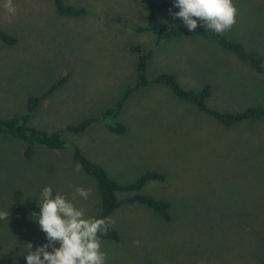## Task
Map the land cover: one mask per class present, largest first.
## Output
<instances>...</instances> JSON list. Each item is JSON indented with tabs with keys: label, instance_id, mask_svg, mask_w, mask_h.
Here are the masks:
<instances>
[{
	"label": "rangeland",
	"instance_id": "obj_1",
	"mask_svg": "<svg viewBox=\"0 0 264 264\" xmlns=\"http://www.w3.org/2000/svg\"><path fill=\"white\" fill-rule=\"evenodd\" d=\"M168 0H153L163 4ZM0 0V29L14 37L0 43V117L26 113L30 96H38L66 76L32 114L30 126L52 132L99 117L136 83L138 53L150 51L146 77L173 74L185 89L211 86L210 109L236 113L264 106L263 72L200 36L158 41L148 30L144 0H65L86 13L63 17L50 0H13L9 17ZM175 0L155 10L161 31L187 27ZM236 23L223 35L264 57V0H233ZM131 26L139 27L134 30ZM197 28H206L198 21ZM122 134L105 123L80 134L61 133L62 150L24 145L0 133V264H26L27 244L48 243L37 223L41 192L50 186L71 199L74 188L90 189L87 200L74 203L95 217L100 199L95 181L75 170L73 146L126 185L146 171L165 175L148 182L139 194L167 200L171 221L148 207L123 204L110 217L120 240H102L106 264H260L264 257V119L224 127L177 99L165 85L135 90L116 119ZM130 194L120 192L119 200ZM33 213L36 214L33 217ZM59 247L57 243L55 245ZM51 251V248L47 249Z\"/></svg>",
	"mask_w": 264,
	"mask_h": 264
},
{
	"label": "trees",
	"instance_id": "obj_2",
	"mask_svg": "<svg viewBox=\"0 0 264 264\" xmlns=\"http://www.w3.org/2000/svg\"><path fill=\"white\" fill-rule=\"evenodd\" d=\"M50 1L53 2L55 12L60 16L75 18L86 13L85 9L81 6L70 5L66 3L65 0ZM172 1L173 0H168L163 4H157L153 2V0H144L148 15V26L144 30L151 31L158 41L182 36H200L212 40L221 48L233 54L238 60L248 65L254 73L261 74L263 72L264 57L258 51L248 50L240 42L231 41L223 34H216L207 28H196L194 31H189L187 27L172 28L165 32L161 31L155 24H153L154 12L158 8L168 5ZM131 27L137 31L141 30L139 27ZM16 42V37L9 32L0 29V43L6 47H12ZM132 51L138 53L136 83L125 91L123 97L118 100L113 107L104 111L99 117L89 118L78 124L68 125L63 129L52 132L30 126L29 121L31 114L48 97H50L54 91L66 82L68 76L65 75L64 78L53 84L43 94L28 97L26 102V113L14 115L10 118L0 117V133L20 141L24 145V158L27 160L33 157L35 152L34 147L37 145L49 150H62L66 146V143L61 137V133L63 132L80 134L93 124L105 123V127L109 132L122 134L125 131V126L117 122L116 119L123 110L124 103L135 90L147 87L150 84L167 86L177 99L190 103L195 106L199 112H203L214 118L224 127H231L242 121H261L264 119L263 105L249 106L236 113L221 112L216 109H210L206 104L207 99L211 95V86L208 84L204 85L199 90L185 89L180 85L176 76L173 74H160L153 80H149L146 77V69L151 52H146L139 46L132 48ZM72 160L76 165L79 164L83 173L91 177L96 183L100 199V210L95 218L111 217L113 212L121 205L138 203L151 209L164 222L171 221V204L169 201L139 194V191L148 182H163L165 180L164 174L155 171H146L134 182L123 185L116 180L111 179L102 165L88 159L76 146H73ZM120 192L129 193L130 195L119 200L117 194ZM101 240L118 242L120 240L119 232L109 225L106 235L101 236ZM260 264H264V257Z\"/></svg>",
	"mask_w": 264,
	"mask_h": 264
},
{
	"label": "clouds",
	"instance_id": "obj_3",
	"mask_svg": "<svg viewBox=\"0 0 264 264\" xmlns=\"http://www.w3.org/2000/svg\"><path fill=\"white\" fill-rule=\"evenodd\" d=\"M174 6L179 11L172 13L173 17L181 18L189 31H194L199 21L214 33L223 34L235 25L238 15L233 0H175ZM3 7L9 17L16 14L13 0H5ZM75 170L81 171V166L77 164ZM52 193V188L45 186L38 203L37 223L48 243L36 247L35 251L27 244L26 264H106L101 236L106 235L111 218L86 216L74 203L77 196L87 200L91 190L77 186L71 199L59 192H55V196ZM8 216V211H0V220L7 221ZM57 243L59 247L55 246ZM49 248L51 251L47 250Z\"/></svg>",
	"mask_w": 264,
	"mask_h": 264
}]
</instances>
